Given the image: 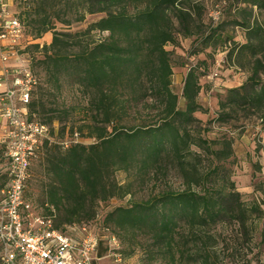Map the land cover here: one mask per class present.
<instances>
[{"label":"trees","instance_id":"obj_1","mask_svg":"<svg viewBox=\"0 0 264 264\" xmlns=\"http://www.w3.org/2000/svg\"><path fill=\"white\" fill-rule=\"evenodd\" d=\"M226 4L229 20L245 31L242 43L223 35V21L206 24L205 7L199 0H14L19 10L13 13L22 22L24 36L36 39L52 32L49 43L28 45L39 55H32L27 66L31 70L39 66L45 81L56 89L61 79L76 86L84 100L78 103L83 119L78 130L70 127L71 138L85 131L94 138L63 147L50 136L32 159H37L33 175L41 210L27 194L32 162L24 196L37 213L52 216L54 228L76 236L72 225L85 226L99 234L101 242L108 227L125 245L118 249L122 259L135 250L138 236L147 237L143 255L164 264L234 261L240 248L253 239L264 217V201H247L231 179L224 163L234 154L232 137L208 138L207 128L195 115L207 110L199 101L207 61L188 66L181 107L172 87L171 50L166 48L179 44L178 34L195 36L193 53L215 49L222 40L230 42L227 55L236 60L245 57L248 75L218 97L213 120L227 121L242 110L257 114L264 123V26L254 17V8L264 9V0H228ZM73 7L76 21L86 12L103 15L80 31L56 29V22L71 23L63 12ZM93 31L107 35L94 38ZM42 89L39 85L37 91L31 90L25 116L45 125L60 121L59 109L46 108L47 97L54 93L46 95ZM48 110H55V115L41 113ZM62 110L67 114L68 109ZM142 112H155L158 119L151 123L125 120L131 113L141 116ZM36 113L40 119H35ZM171 170L181 179V189L166 185L146 198L130 199L100 213L102 202L132 193V182L120 181L118 171L134 172L144 182L149 174L164 180ZM227 224L234 229L229 238L224 237L219 253L220 232L211 228Z\"/></svg>","mask_w":264,"mask_h":264},{"label":"rangeland","instance_id":"obj_2","mask_svg":"<svg viewBox=\"0 0 264 264\" xmlns=\"http://www.w3.org/2000/svg\"><path fill=\"white\" fill-rule=\"evenodd\" d=\"M199 1H203L205 7L203 20L206 24H216L217 22L223 21L222 30L224 36L228 35L232 37L231 41H236L238 43H242L246 40L243 27L231 22L228 12L224 10L228 0ZM12 10L18 11L19 7L13 5ZM75 10V7L71 10H64L63 16L70 17L72 21L70 24L56 22V29L69 30L72 32L80 31L90 22L103 15V12H86L82 20L76 21L74 20L76 16ZM254 17L264 26V9L259 10L258 8H254ZM92 33L94 38L107 35V32L93 31ZM23 37L24 39L20 43L19 54L26 59L24 65L27 66L28 62L29 65L31 64L32 55H39L37 51L28 48V45L36 42H39L40 45L49 43L51 41L52 32L48 31L42 37L36 39L29 36ZM177 37L179 44L177 46L167 44L166 48L171 50L173 63L172 87L179 96V105L182 107L184 104L181 96V87L183 76L188 66L191 63L206 59L208 70L205 75L200 77V83L203 87L199 94V101L207 110L197 111L195 115L201 120L202 126L207 128L205 135L208 138H215L223 135L232 137L234 154L225 161L224 165L228 168V171H230L231 179L235 181L236 187L243 193L244 199L249 201L253 198H257L260 201H264V123L261 118L255 113L245 114L242 110H239L238 114L227 121L213 120V118L217 116L219 109L218 97L220 95L224 97L227 88L238 86L246 79L248 75V65L245 64V62L247 59L245 57L239 58L238 60L231 59L227 55L230 42H226L225 40H222L215 49L207 47L204 51L193 53L191 50L193 49V39L195 36L183 37L178 34ZM222 39H225V37ZM233 55H235V52H233ZM32 71L37 78V83L33 87V92L37 91L39 85H41L43 87L42 91L46 95L48 92H50V94L54 93L53 96L49 95L47 97L46 108L55 107L54 109H59L60 112L57 115H59L60 121L55 120L48 124L47 127L49 137L51 136L64 147L62 142L71 139L70 127L73 126L74 130H78L77 126L82 123L83 116L78 112L81 104L78 103H81V101L84 103V100L80 98L76 86L61 79L60 87L56 89L52 84L45 81L46 74L39 66L34 67ZM62 109H68L67 114H65L66 112ZM54 112L56 111L54 110ZM54 112L48 110L47 112L41 113L44 116H48L50 114L55 115ZM33 116L35 119L41 118L37 113L33 114ZM126 119H131L132 121H134V119H136V121L144 119L146 123H151L158 119V115L155 114V112H142L141 116L131 113L130 116L125 117V120ZM62 126H65V129L60 133L59 130ZM83 133L84 134L78 137V141L89 143L94 140L93 137L87 136L86 131ZM4 151L5 148L3 146L0 147L1 183H4L7 179ZM36 161L37 159H34L32 162V177L28 184L27 194L41 210L42 205L38 201V183L33 175ZM202 165H205V162L202 163ZM117 176L120 181L129 180L132 182V193L123 198H112L102 202L99 208L102 214L116 205L127 203L130 199L139 200L155 194L161 187H165L166 185H170L174 189H181L183 187L181 179L173 170L169 171L168 176L161 181H157L152 174L146 175L144 182H141V179L136 177L134 172L128 174L124 171H118ZM262 206L264 207V203ZM211 229L213 232H220V234L217 235V249L220 253L219 247H221L224 237L229 238L227 235L231 233L234 228L227 224L216 225ZM262 232L264 233V217L263 220L259 219L253 239L248 245H244L243 248L241 247L238 253L235 254L234 259L237 261L226 258L222 259L219 264H246L247 260V264H264V238L262 239ZM114 235L118 241V249L124 248L125 245L120 242L116 234ZM146 243L147 237L138 236L133 243L135 250L130 255L123 256L125 258V264H164V262L158 259L148 258L143 255L144 252L142 247ZM98 250L102 253L108 250L106 240L100 242Z\"/></svg>","mask_w":264,"mask_h":264},{"label":"built area","instance_id":"obj_3","mask_svg":"<svg viewBox=\"0 0 264 264\" xmlns=\"http://www.w3.org/2000/svg\"><path fill=\"white\" fill-rule=\"evenodd\" d=\"M24 36L21 20L11 13L7 0H0V38L5 39L2 59L16 54ZM37 83L33 71L19 67L11 85L0 92V114L7 119L5 156L7 180L0 185V263L1 264H94L100 235L85 226L72 225L76 236L53 227L51 215L37 213L24 196L30 165L40 144L49 138L47 125L25 116L24 106ZM2 81L0 80V85ZM74 133L64 147L78 141ZM108 254L122 262L117 238L104 229Z\"/></svg>","mask_w":264,"mask_h":264},{"label":"crops","instance_id":"obj_4","mask_svg":"<svg viewBox=\"0 0 264 264\" xmlns=\"http://www.w3.org/2000/svg\"><path fill=\"white\" fill-rule=\"evenodd\" d=\"M7 1L9 4L10 11H11V13H13L14 10H12V8L14 5V0H7ZM23 39H24V37H22L20 43L22 42ZM5 43H6V40L0 38V80L2 81V84L0 85V92L3 89H5L7 86L11 85V79L15 75L16 70L19 67L24 66V64L26 62L25 61L26 59L19 54L20 45H19L18 52L16 54L8 57L5 60L2 59L1 53L4 50L3 45ZM0 106H1V103H0ZM7 129H8L7 119L3 115L0 114V147L3 146L4 148H6L5 133H6ZM4 153H5V151H4ZM4 157H5V165H6V169H7V158H6L5 154H4ZM0 184H1V181H0ZM94 264H125V258L122 260V262H117L106 251V252L102 253L101 255H98V253H96L95 259H94Z\"/></svg>","mask_w":264,"mask_h":264}]
</instances>
